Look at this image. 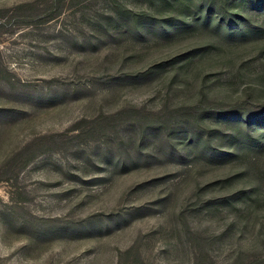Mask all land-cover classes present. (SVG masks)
<instances>
[{
    "label": "rangeland",
    "instance_id": "rangeland-1",
    "mask_svg": "<svg viewBox=\"0 0 264 264\" xmlns=\"http://www.w3.org/2000/svg\"><path fill=\"white\" fill-rule=\"evenodd\" d=\"M0 264H264V0H0Z\"/></svg>",
    "mask_w": 264,
    "mask_h": 264
}]
</instances>
